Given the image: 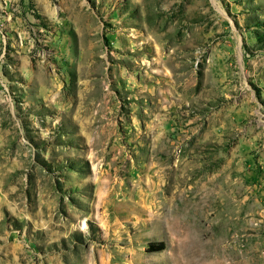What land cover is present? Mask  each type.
I'll return each instance as SVG.
<instances>
[{
    "label": "rangeland",
    "instance_id": "1",
    "mask_svg": "<svg viewBox=\"0 0 264 264\" xmlns=\"http://www.w3.org/2000/svg\"><path fill=\"white\" fill-rule=\"evenodd\" d=\"M0 264H264V0H0Z\"/></svg>",
    "mask_w": 264,
    "mask_h": 264
},
{
    "label": "trees",
    "instance_id": "2",
    "mask_svg": "<svg viewBox=\"0 0 264 264\" xmlns=\"http://www.w3.org/2000/svg\"><path fill=\"white\" fill-rule=\"evenodd\" d=\"M161 249H163V244L160 242V243L156 246V248H154L153 250H155V251H159V250H161Z\"/></svg>",
    "mask_w": 264,
    "mask_h": 264
}]
</instances>
